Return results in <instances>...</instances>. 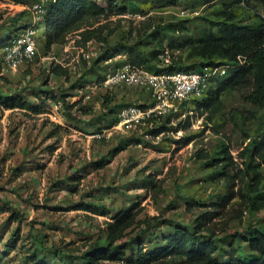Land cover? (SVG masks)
Segmentation results:
<instances>
[{"label": "rangeland", "instance_id": "rangeland-1", "mask_svg": "<svg viewBox=\"0 0 264 264\" xmlns=\"http://www.w3.org/2000/svg\"><path fill=\"white\" fill-rule=\"evenodd\" d=\"M96 1L109 9V0ZM120 1L128 8L125 15L109 12L108 18L93 24H106V32L114 30L106 42L92 40L83 45L70 36L65 44L47 48L41 25L38 56L16 70L5 65L0 49V264H81L78 255L95 242L99 228L119 207L135 203L137 210L143 208L141 215H174L191 222L194 211L185 209L187 202L209 205L226 191L223 167L209 164V158L222 157L227 143L237 162L230 171L235 176L233 188L237 192L243 186V192H249L244 163L251 154L241 153L251 140L264 135V105L249 101V89L225 91L221 102L206 111L195 108L197 101L191 112L182 109L168 117L169 123L164 118L162 125L167 129L156 134V124L107 129L116 123L111 113L115 103L141 104L149 97L136 87L106 90L100 82L105 72L125 59L121 49L126 46L147 57L148 65L154 67L158 58L152 53L168 48L174 68L197 69L198 58H187L176 44L189 34L198 37L209 28L208 20H216L226 6L241 18L258 19L264 5L258 0H118L119 5ZM31 3L0 0V40L15 30L11 17L28 10ZM23 20V25L31 23L32 15ZM112 50L117 52L115 57ZM58 60L68 65L69 79L52 73ZM18 98L29 106H14ZM203 152L208 157H202ZM253 162L263 175L264 190V159L253 158ZM159 181L163 193L148 190ZM95 197H101L108 213L74 209L82 199ZM173 198L175 204H171ZM213 223L218 235L254 226L264 229V208L254 211L237 195ZM174 229L171 223L163 224L154 229L152 238L143 236L141 241L153 248ZM229 240L230 235L219 241L223 261L229 259ZM56 250L63 253L55 256ZM243 257L251 261L257 254L246 247Z\"/></svg>", "mask_w": 264, "mask_h": 264}, {"label": "trees", "instance_id": "trees-1", "mask_svg": "<svg viewBox=\"0 0 264 264\" xmlns=\"http://www.w3.org/2000/svg\"><path fill=\"white\" fill-rule=\"evenodd\" d=\"M34 1L36 0H31L32 3ZM246 1L249 3L250 0ZM258 1L264 5V0ZM108 7L109 9L96 0H56L49 3L41 24L46 32L45 47L51 48L54 44H65L70 36L75 35L80 36L75 40L78 44L87 45L92 40L106 42L114 30L109 29L106 32L108 28L106 24L94 27L93 24L102 18H108L110 13L125 15L128 12L123 1H120L119 5L118 0H109ZM30 14V10L26 9L11 17L10 25L15 26V30L11 31L6 39L0 40V49H3L13 35L30 24H22L23 18ZM254 18L251 15L241 18L229 6H226L218 12L216 20H208L209 28L204 29L198 37L189 34L176 44L179 49L187 52V58H198L200 61L198 68L204 64L205 60H208L207 63H212L216 60L235 61L240 55L247 57L244 65L216 79L215 87L198 100L196 109L206 111L215 108L221 102L222 94L236 87L249 89V101L258 106L264 105V14L257 15L258 19ZM174 28L176 27L171 29ZM181 29L185 31L187 26H182ZM160 44H162L161 41ZM126 47L121 50H125L128 60L134 65L143 66L155 72L177 70L174 68L173 59L168 66H160L159 56L162 52L152 53L154 58H158V63L154 67L148 65L147 57L139 56L141 54L134 53L133 49L129 51ZM116 53L112 50L110 54L115 57ZM2 67L3 64L0 62V73ZM51 71L55 75L69 79V69L61 64L52 67ZM13 103L14 106H29L19 98ZM123 106L125 105L117 103L112 106L111 113L115 122L118 120L117 113ZM167 121L169 123L170 119L168 118ZM166 129V126L161 124L153 129V132L158 134ZM251 146H253L252 149ZM222 151L224 153L222 157L210 156L209 164L223 167L226 191L218 194L216 200L209 205L199 200L187 202L185 209L194 211L191 222L175 218L174 215L169 218L163 217L164 215L162 217L141 215L143 208L137 210L138 203L127 208L119 207L111 219L106 221L104 227L99 228L97 238L90 248L78 255L81 264H99L104 261L118 264H264V229L262 227L254 226L232 233L223 231L221 235H218L219 229L213 223L215 218L222 216L237 195L246 202L247 207L254 211L264 208L263 175L258 168V163L253 162V158L264 159V135L257 140H251L250 146L241 153L242 156L251 154L250 160L244 163V174L249 178L248 193L243 192V186L237 192L233 188L235 176L230 175V171L237 166V162L231 153L229 143L223 146ZM202 157H208V154L203 152ZM150 189L159 194L165 191L162 181L153 184L148 190ZM176 201L173 198L171 204H175ZM81 208L88 211L100 210L103 215L109 212L108 208L102 204L101 197H95L93 201L82 199L80 204H74V209ZM166 223L174 225V232L163 236V243L153 248H146L141 241L142 237L152 238L154 229ZM229 235L230 252L227 254L229 259L223 261L221 257L223 247L219 241ZM246 247L256 253L257 257L247 261L243 257ZM59 252L63 253L62 250H56L55 256Z\"/></svg>", "mask_w": 264, "mask_h": 264}, {"label": "built area", "instance_id": "built-area-1", "mask_svg": "<svg viewBox=\"0 0 264 264\" xmlns=\"http://www.w3.org/2000/svg\"><path fill=\"white\" fill-rule=\"evenodd\" d=\"M55 1L36 0L28 7L32 15V22L13 35L2 49L3 61L6 66L16 70L25 62L32 61L38 56V27L44 21L46 6ZM74 37V42L80 38L77 35ZM64 48L65 51H69L68 46ZM159 57L161 67L168 66L172 61L168 48ZM246 62L247 57L240 55L235 61L216 60L212 63H205L198 69L188 71L163 70L155 72L132 64L125 53V59L104 74L100 82L101 87L106 90L136 87L145 91L149 101L121 107L117 113V122L108 129L134 130L142 125L153 127L155 124L158 127L163 124L164 118L182 113V109H186V112L189 109L191 112L190 107L196 105L195 102L201 100L212 87H215L217 78L226 76L230 70L244 65ZM58 63L63 67H68L67 64L59 60ZM187 105L189 106L186 108ZM102 133L95 135L101 137Z\"/></svg>", "mask_w": 264, "mask_h": 264}, {"label": "crops", "instance_id": "crops-1", "mask_svg": "<svg viewBox=\"0 0 264 264\" xmlns=\"http://www.w3.org/2000/svg\"><path fill=\"white\" fill-rule=\"evenodd\" d=\"M64 47V46H63ZM112 67H114V66H112ZM106 73V72H105ZM147 95V94H146ZM141 102H143V103H146L145 101H141ZM148 102V101H147ZM108 129V128H107Z\"/></svg>", "mask_w": 264, "mask_h": 264}]
</instances>
